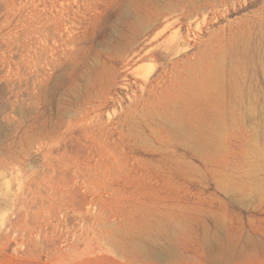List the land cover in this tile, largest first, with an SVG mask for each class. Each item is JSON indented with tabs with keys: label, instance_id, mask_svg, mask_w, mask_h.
Returning a JSON list of instances; mask_svg holds the SVG:
<instances>
[{
	"label": "rangeland",
	"instance_id": "1",
	"mask_svg": "<svg viewBox=\"0 0 264 264\" xmlns=\"http://www.w3.org/2000/svg\"><path fill=\"white\" fill-rule=\"evenodd\" d=\"M180 1L0 0V264H264V0Z\"/></svg>",
	"mask_w": 264,
	"mask_h": 264
},
{
	"label": "bare ground",
	"instance_id": "2",
	"mask_svg": "<svg viewBox=\"0 0 264 264\" xmlns=\"http://www.w3.org/2000/svg\"><path fill=\"white\" fill-rule=\"evenodd\" d=\"M203 1L206 6L208 5L216 6L219 2V0H203ZM198 5L201 6L198 7ZM206 6H202L201 2H199L198 0L180 1L179 3L176 4L175 9H173L174 11L167 10L164 12H160L157 14L156 18H152V20L147 25V29L150 30V28H157L162 24L164 25L165 29L172 27L174 25V22L170 20V17L173 14H175L176 11L179 10L182 11V9L188 10L186 14V18L188 19V26L190 29V27L192 26L193 19L197 16L198 13L197 10H199L200 8L203 9ZM57 27H58V23L50 24L49 19L44 22L41 21V37L48 39L50 35H53L54 38H56L57 32L55 30ZM187 40L188 39H184V42H187ZM181 41H179V43H181ZM132 43L133 45H138L139 35L135 36L134 39H132ZM174 45L175 44H173V46ZM185 51L180 50L178 52V55L182 56V58H184L185 56H189L187 52H189L190 50L187 52ZM173 61L177 62L178 60L174 59ZM45 64L49 65L51 69L50 71L48 72L45 71V67H44ZM64 69H65V63L63 62L62 57L60 55L57 54V56L56 55L52 56V58L46 56L44 57V59L43 56L41 57V138L44 135H46L45 136L46 139L41 141V151L44 150L46 147H49V149L52 150L55 147L54 144L56 143L58 145H62L63 143L65 144L68 139L74 137L72 131L66 132L65 133L66 135L64 134L65 136L62 137L60 136V134H63L64 132L63 133L59 132L54 135L55 130H57V128L53 126L56 119L59 116H68V119L70 120L69 124L70 126H72V117H69V115H65L61 110H59L58 113L56 114L54 110L50 108V96L56 93V88L58 87L59 84L58 79L61 73L64 71ZM171 73L173 74L171 75ZM159 76L161 77V82H163V84L165 85H170L178 81L182 82L183 80L181 76V70H179L177 66H173V67L169 65L166 66L164 72L161 73ZM170 77H172V79ZM146 81L149 84L152 83V80L149 77H146ZM27 131H28L27 128L23 130L24 133H27Z\"/></svg>",
	"mask_w": 264,
	"mask_h": 264
}]
</instances>
